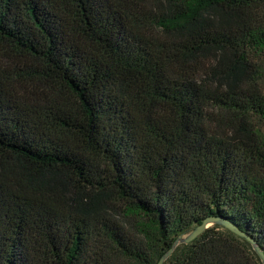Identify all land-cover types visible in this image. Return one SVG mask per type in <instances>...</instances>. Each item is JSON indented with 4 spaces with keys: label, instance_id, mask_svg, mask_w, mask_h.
<instances>
[{
    "label": "trees",
    "instance_id": "1",
    "mask_svg": "<svg viewBox=\"0 0 264 264\" xmlns=\"http://www.w3.org/2000/svg\"><path fill=\"white\" fill-rule=\"evenodd\" d=\"M263 82L264 0H0V264L264 253Z\"/></svg>",
    "mask_w": 264,
    "mask_h": 264
},
{
    "label": "water",
    "instance_id": "2",
    "mask_svg": "<svg viewBox=\"0 0 264 264\" xmlns=\"http://www.w3.org/2000/svg\"><path fill=\"white\" fill-rule=\"evenodd\" d=\"M213 224H217L220 225L222 227H224L226 230L230 231L231 233H233L234 235L240 237V238H244L247 241H249L252 246L254 251L256 252V254L258 255V257L260 258L262 264H264V253L262 252V250L256 246V244L250 239L248 238L243 232H241L238 228L234 227L233 225L223 222L221 220H216V219H208L204 222V224L198 228H196L193 232L187 234V235H182L181 237H179L176 242L174 243L173 247L171 248V250H169L158 262V264H164L174 253V251L176 250L177 247L181 246V245H188L190 243H192L198 236H200L210 225Z\"/></svg>",
    "mask_w": 264,
    "mask_h": 264
},
{
    "label": "rangeland",
    "instance_id": "3",
    "mask_svg": "<svg viewBox=\"0 0 264 264\" xmlns=\"http://www.w3.org/2000/svg\"><path fill=\"white\" fill-rule=\"evenodd\" d=\"M263 85V92H264V82L262 83ZM257 126L261 129V131L264 133V123H257Z\"/></svg>",
    "mask_w": 264,
    "mask_h": 264
}]
</instances>
